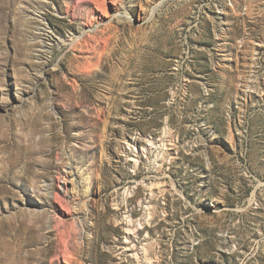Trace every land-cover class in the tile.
Returning a JSON list of instances; mask_svg holds the SVG:
<instances>
[{"label":"rangeland","instance_id":"374dc122","mask_svg":"<svg viewBox=\"0 0 264 264\" xmlns=\"http://www.w3.org/2000/svg\"><path fill=\"white\" fill-rule=\"evenodd\" d=\"M0 264H264V0H0Z\"/></svg>","mask_w":264,"mask_h":264},{"label":"bare ground","instance_id":"6f19581e","mask_svg":"<svg viewBox=\"0 0 264 264\" xmlns=\"http://www.w3.org/2000/svg\"><path fill=\"white\" fill-rule=\"evenodd\" d=\"M95 7L100 9L101 11H105L106 9V0H89ZM67 2V1H66ZM69 2V1H68ZM70 4V3H69ZM68 3L67 5V13L70 12V5ZM81 4V3H80ZM88 45V44H86ZM92 45V44H91ZM88 47V46H87ZM104 52V51H103ZM78 168L72 163L69 165L68 172L65 175V185L63 186L62 192L64 195H69L72 193V195L75 193L76 197L78 196V189L81 187V175L78 172ZM54 200L59 202L60 204H63V196L61 193H56L54 196ZM79 203L80 210L84 211L86 203L84 202V197H80L77 201ZM69 209V208H68Z\"/></svg>","mask_w":264,"mask_h":264}]
</instances>
